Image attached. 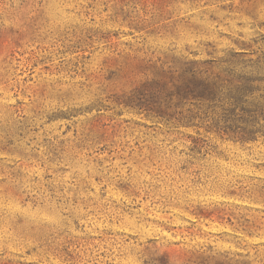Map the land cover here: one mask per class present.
I'll use <instances>...</instances> for the list:
<instances>
[{
  "label": "rangeland",
  "instance_id": "1",
  "mask_svg": "<svg viewBox=\"0 0 264 264\" xmlns=\"http://www.w3.org/2000/svg\"><path fill=\"white\" fill-rule=\"evenodd\" d=\"M0 264H264V0H0Z\"/></svg>",
  "mask_w": 264,
  "mask_h": 264
}]
</instances>
